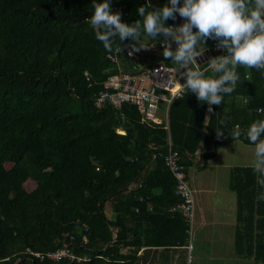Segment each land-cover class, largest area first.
Listing matches in <instances>:
<instances>
[{"label": "trees", "instance_id": "trees-1", "mask_svg": "<svg viewBox=\"0 0 264 264\" xmlns=\"http://www.w3.org/2000/svg\"><path fill=\"white\" fill-rule=\"evenodd\" d=\"M92 2L0 0V264H131L141 247L169 252L186 246L181 215L165 212L179 203L174 181L154 156L169 138L185 169L199 146L206 163L235 141L229 134L236 125L242 133L236 140L253 145L246 130L264 119L258 112L264 108V70L242 66L235 91L213 105V112L194 93L173 102L168 130L141 123L133 106L95 109L93 98L114 70L107 60L112 52L83 22L94 11ZM149 2L161 8L170 0H110L129 24L142 19L137 9ZM132 43L128 38L122 46ZM215 43L208 39L200 52ZM163 60L180 69L170 58ZM84 72L92 77L91 87ZM215 130L223 136L218 139ZM28 180L35 183L30 192L24 188ZM256 181L252 168L231 174L229 188L237 198L234 248L238 256L264 264V200L257 199L264 188ZM133 183L139 185L131 188ZM109 202L112 220L104 212ZM135 208L150 225L137 235L125 224ZM70 237L71 252L86 260L53 263L26 252H52Z\"/></svg>", "mask_w": 264, "mask_h": 264}, {"label": "clouds", "instance_id": "clouds-1", "mask_svg": "<svg viewBox=\"0 0 264 264\" xmlns=\"http://www.w3.org/2000/svg\"><path fill=\"white\" fill-rule=\"evenodd\" d=\"M92 7L94 11L86 21L106 51L122 52V43L128 38L135 42L129 45L135 52L150 47L144 38L159 40L163 57L183 70L186 82L180 83L178 96L194 93L201 104L207 103L209 113L213 105H221L224 96L235 91L240 81L238 67L264 70V0H170L161 8H152L149 2L138 7L142 19L131 24L122 22L121 12L112 11L110 0H93ZM177 14L184 22L166 25L169 19L175 21ZM208 39L215 40L216 47L226 53L208 60L212 75L194 67ZM258 111L264 113V108ZM215 132L218 139L224 134ZM241 134L236 125L229 135L236 140ZM245 136L255 146L252 169L257 184L264 188V119L254 121ZM257 199L264 200V193Z\"/></svg>", "mask_w": 264, "mask_h": 264}, {"label": "built area", "instance_id": "built-area-1", "mask_svg": "<svg viewBox=\"0 0 264 264\" xmlns=\"http://www.w3.org/2000/svg\"><path fill=\"white\" fill-rule=\"evenodd\" d=\"M112 11L117 12V7H113ZM91 15H85L83 22L94 29L86 21ZM183 22L177 14L174 24L169 26L180 25ZM145 43L150 47L141 49L139 52L133 51L131 47L122 46V52L113 51L107 55V60L113 65L114 73L108 74L101 83L100 91L93 98V106L97 110L105 107L120 110L124 105L133 106L140 116L141 123L154 126L161 125L163 129L168 130L169 107L173 102L185 96H178V94L180 92V83H185L186 81H182L183 73H178L177 69L166 65L163 61L149 63L146 57L163 53V45L159 41ZM216 44H213L208 52H201L194 67H198L201 70H211L208 66V60L226 54L224 51L219 50ZM175 47L176 45L173 42V50ZM129 61L131 65H129ZM83 79L88 87L92 86V77L88 72L83 73ZM155 157L161 159L164 168L174 181V196L179 199L176 210L181 215L186 226L187 242L184 248L189 253L188 262H190V253L193 250L191 236L194 227V199L187 174L180 163V155L173 149L169 138L165 149L158 152ZM73 242L74 238L70 237L68 243L65 242L54 251L45 254L34 253L29 250L26 252L40 261L46 258L53 263H58L65 259L76 262L86 260L85 258L77 257L71 252L70 245ZM82 242L83 244L87 243L85 236Z\"/></svg>", "mask_w": 264, "mask_h": 264}, {"label": "crops", "instance_id": "crops-1", "mask_svg": "<svg viewBox=\"0 0 264 264\" xmlns=\"http://www.w3.org/2000/svg\"><path fill=\"white\" fill-rule=\"evenodd\" d=\"M146 60L149 61V63H154L156 61H163L164 60H154L152 59L151 55H148L146 57ZM130 64V62H128ZM131 65V64H130ZM179 70V69H178ZM121 109V108H120ZM119 111V110H116ZM208 116V112L205 114V119ZM207 120V119H206ZM205 120V121H206ZM141 122V121H140ZM161 126V125H159ZM118 134H124V132L117 130ZM236 143V144H235ZM249 147H252V150L248 149ZM254 145H247L242 143L239 140L231 141L225 145H222L218 148L216 155L210 159L209 161H214L219 157V154L221 151H225V153L229 154L228 159L225 160V162H222L220 164H213L214 169L217 171V173L222 172L226 175V178H224V175L221 177V179L218 176H213L210 182L206 181H196L194 184L193 189H191L192 194L197 195V204L196 206L197 211L199 213H202V218L200 221L201 228H206V237L210 239V243H212L215 240V237H217V240L225 241L226 245H229V249L231 247L232 251L234 252L233 255L237 257V259L241 260H248L251 261L252 264H254L253 260L251 258H245L240 257L235 253L234 248V236H235V229L237 226L236 222V211H237V198L236 194L229 188L230 184V178L233 170L236 169H243V168H252V165H245L246 164V158L248 156V153L253 155L254 158ZM202 149L201 146L198 147L197 151L192 155L188 156V158L191 159L192 164L191 165H197L198 168L204 169L208 168L209 165L202 162ZM207 166V167H206ZM153 165L149 167L151 169ZM185 172L187 174V169H185ZM227 172V173H226ZM188 178V175H187ZM224 178V179H222ZM139 185V183H133L131 185V188H136ZM158 191H160L158 189ZM157 190H154V193H158ZM200 198V199H199ZM112 205V203H110ZM177 206V205H176ZM176 206L167 208L165 212H178L176 210ZM113 207V206H112ZM163 209V206L158 205L157 208ZM152 206L150 204H147V210L150 211ZM222 211H226V213H235L231 214V217L233 219L229 222V226H225L224 224H227L224 220H222V216H220ZM109 216L105 213V216L108 217L109 220H112L115 218L114 210L113 208H110ZM179 213V212H178ZM227 217V215H226ZM225 217V218H226ZM146 216L142 214V216L138 215V209L135 208L131 214L126 215L125 224L127 230H133L137 234L143 233L144 230L150 226L148 224V221L145 220ZM231 229H230V228ZM128 234V232H127ZM129 235V234H128ZM132 249H135L132 247ZM194 250V249H193ZM128 251V250H127ZM177 251H183L185 252V248H178L169 252H177ZM165 251L161 250V248H148V247H141L138 249L135 258L140 263H147L148 256L151 255H157L158 257H162V254H164ZM165 256V255H164ZM184 254H179L178 258L183 257ZM166 258V256H165ZM197 259L200 258L199 255L196 256ZM210 258V257H209ZM216 258L214 254H212V258ZM231 258V257H230ZM134 262V261H133ZM132 262V263H133Z\"/></svg>", "mask_w": 264, "mask_h": 264}, {"label": "rangeland", "instance_id": "rangeland-1", "mask_svg": "<svg viewBox=\"0 0 264 264\" xmlns=\"http://www.w3.org/2000/svg\"><path fill=\"white\" fill-rule=\"evenodd\" d=\"M151 57L154 60L164 59L162 53L152 54ZM248 149L252 150V147H249ZM228 157L229 154L225 153V151H221L219 157H217L216 160L207 162V164L209 165L208 168L200 169L197 167V165L188 166L186 169H187L188 183L190 188L193 189L195 182L198 180L210 182L212 177L215 175L218 176L220 179L223 175L224 178H226L227 174H224L223 172L222 174L220 172L215 174L217 171L214 169L213 164L216 165L225 162V160L228 159ZM253 159H254L253 155L248 153V156L246 158L247 162L245 165H252ZM8 167H10V165H6V168ZM24 188L27 192H30L35 188V183L31 180H28L24 184ZM193 199H194V227L191 236V243L194 250H192L190 253L191 256L190 262H188L189 253L186 250L185 252L183 251L164 252V254H162V257H158L157 255L153 254L151 256H148L147 263L145 262L140 263L139 261L135 260L131 264H252L251 261L237 259V257L233 255L234 252L232 251L231 247L229 249V245L227 246L225 241L221 242L220 240H217V237H215V240L212 243H210L211 242L210 239L206 237L207 236L205 233L206 228L205 229L203 227L201 228L200 221L202 218V213H199L196 208V206L199 205V203L197 204L196 194H193ZM110 208H112L110 202L106 203L104 212L107 214V216H109L110 214L109 213ZM231 214H235V213H229V212L226 213V211H222L220 214V216H222V220H224L227 223L224 224L227 227L229 226V222L233 219L232 217H234V216L231 217ZM179 254L181 255L184 254V256L178 258ZM212 254H214L216 258L210 259L212 258ZM164 255L166 256V258ZM197 255L200 256L199 259L196 258Z\"/></svg>", "mask_w": 264, "mask_h": 264}, {"label": "water", "instance_id": "water-1", "mask_svg": "<svg viewBox=\"0 0 264 264\" xmlns=\"http://www.w3.org/2000/svg\"><path fill=\"white\" fill-rule=\"evenodd\" d=\"M182 71H183V70L179 69V70H178V73H183ZM184 80H185V79L182 78V81H184Z\"/></svg>", "mask_w": 264, "mask_h": 264}]
</instances>
